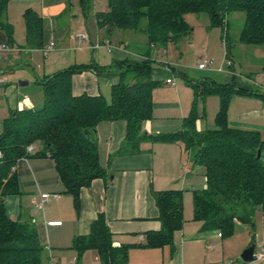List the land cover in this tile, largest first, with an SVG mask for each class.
Returning <instances> with one entry per match:
<instances>
[{
	"label": "crops",
	"instance_id": "0c3cea01",
	"mask_svg": "<svg viewBox=\"0 0 264 264\" xmlns=\"http://www.w3.org/2000/svg\"><path fill=\"white\" fill-rule=\"evenodd\" d=\"M106 9L95 8L86 12L81 0L9 1L7 9L0 13V45L9 46V50L0 51V135L6 120L17 111L43 106L44 94L39 83L46 77L82 65L95 64L106 69L112 67L102 74L94 70L77 73L72 79L74 96L102 95L110 101L111 89L119 83L124 71L123 66L114 65L119 62H141L148 57L154 63L159 51L169 48L149 47L147 37L141 32L99 25L95 15ZM29 11L37 13L44 22L40 47L29 43L25 23V15ZM203 26L207 37L219 28H211L209 19L205 20ZM240 32L238 39L231 38L241 45ZM79 34H86L88 40L81 42ZM115 38H118L119 44L114 49L112 47L109 51L103 47L105 39L111 44ZM50 43H54V47L45 54L44 49ZM174 44L182 58L188 50L185 45L190 46L192 43H185L183 38ZM223 60L218 69H213L212 61L211 67L204 70L193 68L192 73L182 63L175 65L178 69L169 63L166 70L153 71V80L161 81L162 85L152 92L153 116L142 123L140 133L144 138L135 152L121 153L127 147L128 125L125 120L103 121L98 125L99 159L107 177L95 179L90 186L81 189L79 206L74 196L66 193L55 162L49 155L31 156L16 168L21 192L6 196L5 208L13 220L28 222L37 230L40 244L44 247L42 264H56V259L59 260L57 264H76L77 261L82 264L81 259L87 252H95V261L102 264L97 251L87 250L80 255L73 248L77 237L90 235L92 224L100 215L105 217L113 246H130L127 264H205L209 260L211 263L218 261V256L213 255L216 251L209 250L208 242H223L224 237H219L218 231L203 232L202 223L194 220L185 209L184 225L174 234L173 252L170 247L152 249L146 248L144 244L148 232L159 231L162 227L156 193L169 190H181L184 193L207 187V180L200 186L186 181L191 178L188 174L191 172L188 162L190 155L183 144L154 142L150 139L154 135L180 131L184 119L194 107L199 132L219 129L216 118L221 106L220 98L215 95L196 97L188 81L208 79L238 89L259 90L264 94V62L259 68L262 72L256 79L251 65L246 67L241 76L235 74L231 50L228 53L226 49ZM226 61L230 63V68L224 70ZM175 72L182 78L176 82L172 76ZM127 78L129 82H134L131 74ZM168 79H172L173 83H167ZM21 81L24 82L21 84ZM228 126L258 131L264 141V101L255 96H233L228 108ZM32 147L35 149L33 153L43 149L41 142H36ZM45 193L59 194L60 198L46 204L43 211L36 210L34 201ZM184 200H187V195ZM254 221L253 231L249 225L238 224L235 233L248 232L251 237H242L236 242V249L250 245L253 239L256 241V253L264 249V210H256ZM223 247L225 250L226 247ZM243 249L240 251L244 252ZM236 257L237 254L234 259ZM223 258L227 259L224 253ZM227 264L239 263L234 260ZM245 264H264V260L256 258L254 262Z\"/></svg>",
	"mask_w": 264,
	"mask_h": 264
},
{
	"label": "trees",
	"instance_id": "16d2710c",
	"mask_svg": "<svg viewBox=\"0 0 264 264\" xmlns=\"http://www.w3.org/2000/svg\"><path fill=\"white\" fill-rule=\"evenodd\" d=\"M10 0H0V13ZM86 12L91 0H81ZM245 15L239 42L264 46V0H109L107 9L96 13L99 25L115 30L143 33L149 47H167L190 34L185 16L206 14L211 28H222L229 53L232 43L228 17ZM29 43L40 47L44 22L35 12L25 15ZM123 66L120 81L111 89V99L102 95L72 94V79L77 73L94 70L98 74L111 68L95 64L59 71L39 83L44 94L43 106L17 111L6 120L0 135V264H42L44 247L35 227L8 216L4 198L21 192L16 168L31 156L49 155L66 188L80 203V191L95 179L107 177L99 159L97 127L103 121L125 120L128 125L126 146L122 154L135 152L143 122L153 116L152 92L162 85L153 80L150 57L141 62H119ZM131 74L134 82H129ZM196 97L218 96L221 100L216 121L219 129L199 132L195 107L184 119L180 131L151 136L154 142L181 143L193 162L205 167L207 187L194 191V220L202 231H218L228 238L238 224L254 229L257 209L264 210V141L258 131L228 126V108L235 95L255 96L264 101L259 90L248 91L233 85L217 84L208 79L188 81ZM41 142L43 149L29 153L28 148ZM261 156L258 158V153ZM183 191L169 190L155 195L162 227L146 234V248L170 247L174 251V234L184 225ZM73 248L82 255L95 250L102 264H127L130 246L114 247L105 217L93 222L91 233L77 237ZM76 264H81L79 261Z\"/></svg>",
	"mask_w": 264,
	"mask_h": 264
},
{
	"label": "rangeland",
	"instance_id": "374dc122",
	"mask_svg": "<svg viewBox=\"0 0 264 264\" xmlns=\"http://www.w3.org/2000/svg\"><path fill=\"white\" fill-rule=\"evenodd\" d=\"M109 3V0H91V11L95 8L98 10L105 9ZM240 15V16H236ZM186 21L190 27V34L184 38L185 43H192L190 46H187L188 50L184 53V56L181 58L178 54V51L175 48L174 43H169L168 47L166 49H161L159 51V54L157 58L154 60L153 63V70H166L168 68L169 63L173 64V68L178 69V67H175V65H179L182 63L187 67V70L192 73L193 68H198L199 64L201 62H204L205 60L208 61H214L213 69H218L221 67L222 61H225V51H226V44H224V40H222L223 33L222 28H216L213 30V33L209 34V37H207V34L205 32V28H203V24L205 20H208L209 17L206 14H195L190 13L185 16ZM244 14H238V13H231L228 17L229 21V30L230 35L232 38L236 39L238 36V33L242 29L244 25ZM105 32H103V38H105ZM221 38V39H220ZM238 39V38H237ZM108 39H105V42H107ZM219 41V43H218ZM209 42L211 44L209 45ZM215 43V45H213ZM113 49L115 48V45L119 44L118 38H115L111 41ZM229 50H231L233 58L235 60L234 65V71L237 76H241V73H244L246 70V67L248 65H251L253 70H255L254 77L257 79V75L259 72H262L259 70V68L262 65V62H264V47L262 48H255V46H246L243 44H236V41H233L232 43L228 44ZM104 48H107L105 45H103ZM133 48V47H132ZM210 51V52H208ZM171 67V68H172ZM230 68V63L225 62L224 64V70ZM264 73V72H263ZM192 75V74H191ZM175 82L178 80H181L182 78L179 76L177 72L172 74ZM264 84V80H263ZM264 91V87H263ZM212 112V109H210ZM189 166L191 169V172L188 174L191 175L190 179H187L186 181L190 183H194L195 185L200 186L201 184H204L206 182V170L205 167L199 164H196L193 162L192 158L189 159ZM186 176V175H185ZM186 179V178H185ZM185 195H187V200L185 201ZM183 206L186 213H190L192 217H194V191L189 190L188 192H184L183 195ZM183 209V212H184ZM185 215V214H184ZM185 220V217H184ZM252 229V228H251ZM253 231V229L251 230ZM251 235L248 232L242 233L237 232L234 233L232 236L228 238H224V241H209L208 242V248L209 250L214 249L216 252L213 255L218 256L217 262L211 263V261H207L205 264H227L228 261H234L236 260L239 264H245L241 259V254L243 253V250L245 251L247 248H249L252 244H255L256 241L253 239L252 243L249 245H245L246 247L239 246L236 249V242L240 241L242 237ZM225 243V245H224ZM233 243V245H231ZM225 246V250L223 249ZM74 253V252H73ZM223 253L225 258H223ZM77 254V253H76ZM237 254L238 257L234 259L235 255ZM234 256V257H233ZM78 255H76V259L78 260ZM95 252H87L85 255H83L81 262L82 264H101L100 262L95 261ZM59 260L56 259L54 262L57 264ZM216 261V260H214Z\"/></svg>",
	"mask_w": 264,
	"mask_h": 264
},
{
	"label": "built area",
	"instance_id": "2783aa9c",
	"mask_svg": "<svg viewBox=\"0 0 264 264\" xmlns=\"http://www.w3.org/2000/svg\"><path fill=\"white\" fill-rule=\"evenodd\" d=\"M78 39L81 42L84 41V40L87 41L88 40V36L86 34H79L78 35ZM105 46L108 48L109 51H111L112 46H111L109 41H107L105 43ZM53 47H54V43H50V45H48L44 49V53L45 54L49 53L53 49ZM5 50H9V46L7 44L0 45V51H5ZM211 66H212V61L205 60L204 62H201L198 67H199V69L204 70V69H207V68H209ZM167 83H173V80L172 79H168ZM34 150L35 149L32 146H30L28 148V152L29 153H33ZM59 198H60V195L59 194H55V193L41 194L39 200L34 201L33 206H34V208L36 210L43 211V209H44L46 204H48V203H50L52 201H55V200H57ZM219 237H222L221 233H219ZM256 258L258 260H264V249H262V251L260 253H256Z\"/></svg>",
	"mask_w": 264,
	"mask_h": 264
},
{
	"label": "water",
	"instance_id": "95a60500",
	"mask_svg": "<svg viewBox=\"0 0 264 264\" xmlns=\"http://www.w3.org/2000/svg\"><path fill=\"white\" fill-rule=\"evenodd\" d=\"M24 81H21V84ZM26 83V81H25ZM261 156V152L258 153V158ZM241 259L244 263H252L256 260V244H252L241 255Z\"/></svg>",
	"mask_w": 264,
	"mask_h": 264
}]
</instances>
